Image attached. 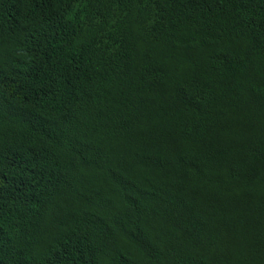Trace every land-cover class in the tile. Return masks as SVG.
<instances>
[{
	"label": "trees",
	"instance_id": "trees-1",
	"mask_svg": "<svg viewBox=\"0 0 264 264\" xmlns=\"http://www.w3.org/2000/svg\"><path fill=\"white\" fill-rule=\"evenodd\" d=\"M0 264H264V0H0Z\"/></svg>",
	"mask_w": 264,
	"mask_h": 264
}]
</instances>
